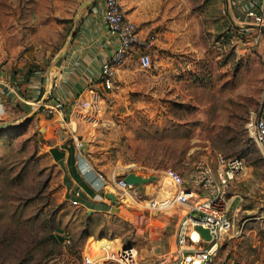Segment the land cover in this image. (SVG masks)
Listing matches in <instances>:
<instances>
[{
  "label": "rangeland",
  "instance_id": "374dc122",
  "mask_svg": "<svg viewBox=\"0 0 264 264\" xmlns=\"http://www.w3.org/2000/svg\"><path fill=\"white\" fill-rule=\"evenodd\" d=\"M223 1L122 0L126 14L156 32L161 46L148 69L137 55L126 60L113 92H104L97 122L75 112L77 133L67 116H46L0 94V264H115L122 245L135 246L142 264L158 263L137 246L145 224L125 208L88 213L72 205L54 151L75 149L77 138L106 174L157 177L139 190L146 204L186 191L200 161L217 153L243 158L247 173L228 193L235 228L217 264H264V156L249 129L264 99V39L257 46L245 39L223 14ZM101 2L0 0V73L45 70ZM164 178L176 181L175 194H158ZM177 207L179 214L189 209L175 202L166 212Z\"/></svg>",
  "mask_w": 264,
  "mask_h": 264
},
{
  "label": "built area",
  "instance_id": "2783aa9c",
  "mask_svg": "<svg viewBox=\"0 0 264 264\" xmlns=\"http://www.w3.org/2000/svg\"><path fill=\"white\" fill-rule=\"evenodd\" d=\"M226 7L222 9L224 15L230 14V8L239 7L240 20L237 22L240 34L255 46L264 39V1L256 8L252 0H226ZM101 10L107 33L113 48L101 63L99 75L100 89L112 91L115 88L117 73L126 60L137 55L141 68L148 69L153 62V49L159 35L156 32L143 33L141 28L128 18L124 11L122 0H102L93 13ZM90 98L76 97L71 102L65 100H49L44 98L36 110L46 116L62 115L66 107L71 105L84 118L96 121L103 94L96 90L94 84L87 88ZM41 97V98H42ZM249 129L264 156V99L259 110L252 111ZM82 145H78L81 149ZM78 166L83 167L88 161L81 153L78 155ZM91 167L83 169L87 174ZM248 170L246 161L241 157H224L221 153L210 160L200 161L192 174V187L179 192L173 199L167 197L162 200H152L147 204L141 200L137 186L125 182V176L113 172L110 176L97 172L92 186L98 192L113 187L117 202L126 208H143L150 211H164L172 203L178 202L188 206V210L181 218L173 250L160 257L157 264H217V258L222 242L231 235L235 228L234 200L229 199V191L235 180L243 177ZM205 193L206 196L191 203V199ZM72 205L82 207L83 192L79 189L71 194ZM237 197V196H236ZM109 199V198H108ZM190 204V205H189ZM238 210V208L236 209ZM199 227L209 230L210 239H207ZM115 264H142L139 251L135 246L122 245L113 259Z\"/></svg>",
  "mask_w": 264,
  "mask_h": 264
},
{
  "label": "crops",
  "instance_id": "0c3cea01",
  "mask_svg": "<svg viewBox=\"0 0 264 264\" xmlns=\"http://www.w3.org/2000/svg\"><path fill=\"white\" fill-rule=\"evenodd\" d=\"M252 1L250 4H255L254 6L259 8L260 3L264 0ZM226 4L227 2L224 0L222 4L223 8L226 7ZM84 15L86 16V22L82 26L83 29L77 34L66 50L59 57L54 58L50 66L45 70L44 68L37 70L22 69L23 67H20L6 75L0 73V94L7 99H11L14 104L24 105L28 109L35 111L36 107L42 103L45 97L51 98L49 100L61 99L67 102H71L78 96L89 99L90 93L87 88L92 83L101 94H103V91L106 92L105 89H100L99 75L101 72V63L107 57V53L113 48V43L107 33V25L105 24L101 10L96 13L88 11V14L85 13ZM240 17L241 12L239 7L235 6L230 8L228 18L234 27L238 28L237 22L240 20ZM128 18L138 24L130 15ZM141 30L143 33H147L142 28ZM161 43L162 41L159 36V40L153 49V54L160 48ZM29 70L31 71L29 72ZM51 70H56L57 72L54 77L50 76ZM112 92L113 90L107 91L108 94ZM42 94H44V98ZM102 102L103 99L100 103L101 111ZM75 112L77 111L71 105H68L65 113L59 116H62V118L67 116L70 120V125L73 127L72 130L77 133L79 120H76V117L79 114L76 116ZM81 117L82 119H86L82 115ZM97 120L90 121L95 123ZM77 140L82 145L81 149H78V146H75V149L71 147H60L54 151L57 163L65 173L71 192L77 189L83 192L82 207H85L88 213L92 211L108 214L113 212V209L125 208L133 222L136 220V223H142L139 226L145 224V228L141 227L137 229L136 237L139 242L137 246L147 256L151 257L150 259H155L159 262L160 257L173 250L175 246L177 228L184 215L183 213H181L182 215L178 213L181 208L177 207L176 210L173 209L174 211L171 212H166L167 209L165 212L150 211L152 214L158 212L155 217H151L145 215L147 209H127L123 205L120 206L119 202L114 203L106 196L107 193L111 192L108 190L98 192L92 186L94 175L102 171L95 168L92 162H90L83 139L77 138ZM79 153L88 161V164L83 167L78 166ZM88 166L92 170L87 174H83V169ZM106 175L110 176L111 173ZM173 180L164 178L160 181V184L157 185L159 189L158 194L165 192L164 190L175 194L179 190V186ZM183 186L185 188H193L190 183H185Z\"/></svg>",
  "mask_w": 264,
  "mask_h": 264
},
{
  "label": "water",
  "instance_id": "95a60500",
  "mask_svg": "<svg viewBox=\"0 0 264 264\" xmlns=\"http://www.w3.org/2000/svg\"><path fill=\"white\" fill-rule=\"evenodd\" d=\"M156 178L157 177H155V176H151V177L147 178V177H143L142 175H138L134 172H131L125 176V182L130 184V185L137 186V187H139L140 190H142L146 183L152 182V181L156 180ZM106 196H107V198L112 200L114 203L117 202V196L115 194L107 193ZM90 212H92V211H90ZM199 230L201 231L203 236H205L207 239L211 238L209 230L204 229L203 227H199Z\"/></svg>",
  "mask_w": 264,
  "mask_h": 264
},
{
  "label": "bare ground",
  "instance_id": "6f19581e",
  "mask_svg": "<svg viewBox=\"0 0 264 264\" xmlns=\"http://www.w3.org/2000/svg\"><path fill=\"white\" fill-rule=\"evenodd\" d=\"M56 75V70H51V72H50V76L51 77H54Z\"/></svg>",
  "mask_w": 264,
  "mask_h": 264
}]
</instances>
